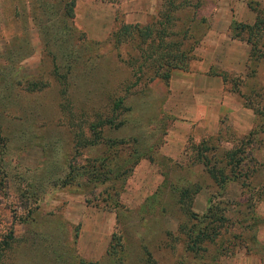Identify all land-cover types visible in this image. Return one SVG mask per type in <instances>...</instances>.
<instances>
[{"label": "rangeland", "instance_id": "1", "mask_svg": "<svg viewBox=\"0 0 264 264\" xmlns=\"http://www.w3.org/2000/svg\"><path fill=\"white\" fill-rule=\"evenodd\" d=\"M248 2L0 0V264H264V58L221 49ZM163 17L197 40L187 70L137 79L139 37L111 36ZM210 208L224 227L190 255Z\"/></svg>", "mask_w": 264, "mask_h": 264}, {"label": "trees", "instance_id": "2", "mask_svg": "<svg viewBox=\"0 0 264 264\" xmlns=\"http://www.w3.org/2000/svg\"><path fill=\"white\" fill-rule=\"evenodd\" d=\"M247 6L254 14L252 24H242L231 21L230 38L232 40L243 42L249 48V57L259 60L264 55V7L256 2H248ZM174 19V18H173ZM172 18L163 17V22L147 25L143 28L136 25H122L111 38L116 43L123 42L132 34L137 39L139 52L136 60L138 65L135 67L136 77L140 79L144 76V81L150 82L153 79H159L167 82L172 69L187 70L188 61L191 59L193 46L197 44L194 40L187 46L183 47L185 37L184 31H171L173 28ZM175 21V20H174ZM158 24L157 27L155 25ZM130 85L128 86V88ZM124 91H127L125 89ZM110 106L111 112L117 110L127 111L128 107L123 105V98L117 97L112 99ZM100 121L101 125H106L109 121ZM95 127V125H94ZM95 137H98L96 134ZM98 140V138H97ZM238 163L233 167L235 168ZM230 172H234L230 169ZM211 174V171H208ZM214 175V174H213ZM221 182L223 180L221 179ZM223 209L219 211L216 208H210L205 216L198 218L193 213H189L196 222H194L187 230L185 227L180 228L184 236V249L190 255L200 256L203 244L211 242L218 235L219 230L224 227L226 219L223 215ZM10 238V237H9ZM7 238V239H9ZM7 239L0 241V251L8 248Z\"/></svg>", "mask_w": 264, "mask_h": 264}, {"label": "crops", "instance_id": "3", "mask_svg": "<svg viewBox=\"0 0 264 264\" xmlns=\"http://www.w3.org/2000/svg\"><path fill=\"white\" fill-rule=\"evenodd\" d=\"M263 4H264V2H262ZM247 7H245V9H246ZM224 36V35H223ZM226 38V37H225ZM227 39H228V46L230 47L231 46V42H233L234 44H239L240 46H241V52L242 53H237V54H234V55H232V53L229 51V50H223V48H221L222 49V52L223 51H226V54H229V55H231V58H229V59H225L226 60V62H228V63H230V64H226V66H228V68L229 69H232V65H234V66H236V67H238L239 69H240V67L241 66H243V64H244V62L246 61V59H247V56H248V48H247V46L245 45V44H243V45H241L240 44V41H236V40H232L231 38H230V36H228L227 35ZM214 56L216 57L215 59L217 60H219V62L220 63H222V65H223V57H222V53L221 54H214ZM225 68V67H224ZM204 75V74H203ZM204 78H208V79H210L209 77H207V76H205L204 75ZM204 92H206L205 90H204Z\"/></svg>", "mask_w": 264, "mask_h": 264}]
</instances>
